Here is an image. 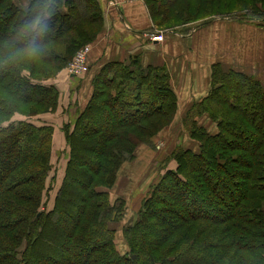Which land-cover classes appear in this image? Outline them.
Here are the masks:
<instances>
[{"label": "trees", "instance_id": "1", "mask_svg": "<svg viewBox=\"0 0 264 264\" xmlns=\"http://www.w3.org/2000/svg\"><path fill=\"white\" fill-rule=\"evenodd\" d=\"M18 1L0 0V264H264V83L214 65L209 94L182 122L196 147H186L182 135L168 157L175 166L165 164L134 222L121 227L120 249L114 224L127 214V201L112 200L111 190L138 147L174 120L170 75L138 60L108 63L86 108L64 124L67 147L56 152L52 125L12 119L58 108L53 78L95 38L101 6ZM248 1L146 4L159 25H170L173 15L188 22L205 6L207 13ZM52 170L62 181L48 207ZM72 199L80 210L68 216ZM65 218L63 231L57 226Z\"/></svg>", "mask_w": 264, "mask_h": 264}, {"label": "crops", "instance_id": "2", "mask_svg": "<svg viewBox=\"0 0 264 264\" xmlns=\"http://www.w3.org/2000/svg\"><path fill=\"white\" fill-rule=\"evenodd\" d=\"M97 1L101 6V17L94 24L97 30L95 38L90 42L91 71L60 82L58 108L55 112H49L56 115L50 124L54 127L56 152L57 146L63 151L67 147L64 124L74 122L78 114L83 112L93 95L96 75L113 61L130 63L138 60L144 68L151 65L164 67L177 94L178 107L174 121L179 119V123L195 103L209 94L211 75L216 64L244 72L264 83V29L258 25L252 27L244 22L231 21L229 24L209 21L195 26H190L189 23L190 25L163 28L152 17L145 0H120L117 4H111L110 0ZM19 2L25 5L27 0ZM156 34H162L166 39L153 40L152 36ZM200 120L211 130H215V125L210 120L204 116ZM185 136L187 140L183 137L182 142L186 143V147L195 148V142H191L187 134ZM145 151L146 149H142V153ZM130 164L128 161L122 166L123 173L129 172ZM174 166L175 162L172 160L171 167ZM119 177L117 187H114L113 192L111 190L112 199H115L114 195L122 196L128 201L127 206L130 208V198L126 194H130L136 187H133V182L128 183L124 174L118 175ZM154 178L155 174L147 185ZM143 187L145 186L142 185L141 188ZM136 193L137 190L135 196ZM131 220L129 217L128 223ZM116 228L121 231L119 225Z\"/></svg>", "mask_w": 264, "mask_h": 264}, {"label": "rangeland", "instance_id": "3", "mask_svg": "<svg viewBox=\"0 0 264 264\" xmlns=\"http://www.w3.org/2000/svg\"><path fill=\"white\" fill-rule=\"evenodd\" d=\"M163 1H166V0H163ZM156 2L160 3L158 1ZM192 8H193L192 13L195 14L196 7H192ZM206 10L207 8L205 6L204 11L199 14L197 19H194L188 22H185V21L183 22V20L181 19L182 17H179L178 15H173L170 18V23H169L170 25L161 24V26L163 28L165 27L168 28L169 26L171 27V26H175L179 24L182 25V22L184 25L191 24L190 26H195L198 24L200 25L205 24L209 21L226 22L230 24V22L232 21V22L248 23L249 25H252V27H256L258 25L262 29H264V5H262L258 0L257 1L249 0L247 3H245L242 6L238 2L234 3L231 7L229 5H226L225 8H222L221 11L219 10H214L212 12L208 11L207 13H210V15L206 13ZM194 14L192 15L193 16L192 18H194ZM70 74L71 73L67 66V69H64L63 71L58 73L53 78V82L56 83L58 89H59L60 82L68 81L69 79H71ZM55 117H56L55 114H52L49 112L41 114V115L30 116V117L17 114L16 116L13 117L12 120L22 121V120H28L29 118L30 121L39 125L42 123L52 124L51 119L53 118L54 120ZM178 120L179 119L175 121L173 120L170 123V125L166 127V129L164 128L161 132L157 133V135L154 137V141L152 144H144V146L143 145L139 146L136 152L137 156L132 161H130L131 169L128 170L129 172L123 173V171L121 170V172L119 173V176L121 174H124L125 177L127 178L126 180H128V183L133 182L134 183L133 187H136V188H134L135 190H132L130 194H126L130 198L129 203H131L130 208L132 210H130L129 206H127V210H128L127 214H125V216L122 219L115 222L116 226L119 225L120 227H122L123 223H128L129 217H131L132 218L131 221L134 222V220L136 219L137 210L141 204L140 201H143V198L145 197V195L151 188V185H153V183L156 182L162 176V174H164V172L167 171L168 168H171L172 161L168 160V157L171 153L170 150H173L176 144L179 143V139L182 137L181 136L182 133L184 134V138L186 137L185 136L186 134L189 135L185 129H182L183 121L179 123ZM54 147H56V145ZM58 147L59 146H57L58 151L60 152L63 151L62 148L60 147L58 148ZM142 149H146V151L142 153ZM84 156L88 157L87 154H85ZM57 162L58 160L55 158L54 168L56 167ZM165 164L167 165L168 168L163 169ZM127 168H128V165H127ZM154 174H155L154 181L152 179L151 182H149L147 185V182ZM54 177H55V172L54 170H52V172L50 173L49 179H48V187L49 185L50 186L52 185V188H50V190L48 191V193L50 194L48 207H53L55 195L62 181L61 175H58L55 178ZM118 179L120 182V177ZM116 184L118 185L117 181H116ZM117 185H115L114 187H117ZM142 185H144L145 187L141 188ZM113 189H112V192L114 191ZM136 190H137V193L135 196ZM120 195H125V194H120ZM116 197H119V196L114 195V198ZM72 201H73V204L69 206L67 209L69 211L68 216H70V212L76 213V212H79L80 210V208L78 207L79 204L78 203L76 204V199H72ZM127 205H128V201H127ZM129 214H131L132 216ZM67 220L68 219L65 218V223H63L62 226L60 225L57 227L62 229L63 231L67 230V225H66ZM42 243L47 244V245L51 244V242L48 240H44ZM116 243L120 249L123 248L124 241L121 238L120 231L118 232ZM43 259L51 260L50 255L45 256Z\"/></svg>", "mask_w": 264, "mask_h": 264}, {"label": "built area", "instance_id": "4", "mask_svg": "<svg viewBox=\"0 0 264 264\" xmlns=\"http://www.w3.org/2000/svg\"><path fill=\"white\" fill-rule=\"evenodd\" d=\"M120 0H110L111 4H117ZM131 1V0H129ZM153 40L164 41L165 37L162 34L152 36ZM92 51L91 45L83 46L77 51L73 59L68 63L70 75H82L88 73L90 70L89 55Z\"/></svg>", "mask_w": 264, "mask_h": 264}]
</instances>
